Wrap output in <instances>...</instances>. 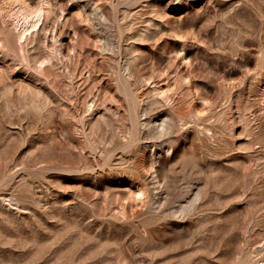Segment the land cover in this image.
<instances>
[{
  "label": "rangeland",
  "instance_id": "1",
  "mask_svg": "<svg viewBox=\"0 0 264 264\" xmlns=\"http://www.w3.org/2000/svg\"><path fill=\"white\" fill-rule=\"evenodd\" d=\"M0 264H264V0H0Z\"/></svg>",
  "mask_w": 264,
  "mask_h": 264
}]
</instances>
